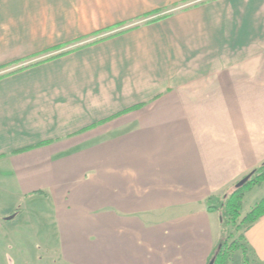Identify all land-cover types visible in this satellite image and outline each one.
Segmentation results:
<instances>
[{"label":"crops","instance_id":"crops-1","mask_svg":"<svg viewBox=\"0 0 264 264\" xmlns=\"http://www.w3.org/2000/svg\"><path fill=\"white\" fill-rule=\"evenodd\" d=\"M263 162L264 0H0V264H208Z\"/></svg>","mask_w":264,"mask_h":264},{"label":"trees","instance_id":"trees-1","mask_svg":"<svg viewBox=\"0 0 264 264\" xmlns=\"http://www.w3.org/2000/svg\"><path fill=\"white\" fill-rule=\"evenodd\" d=\"M55 56L53 55V57ZM263 182L264 162L253 169L249 173L248 179L235 187L223 199L216 196L207 198V207L209 210L217 211L221 226L219 241L208 264L210 262L211 264H260L248 248L245 232L264 216V198L256 201L243 216H241V209L245 193L253 186H258ZM213 199L216 200L215 203H212ZM231 227L239 232L237 236L231 233Z\"/></svg>","mask_w":264,"mask_h":264},{"label":"rangeland","instance_id":"rangeland-1","mask_svg":"<svg viewBox=\"0 0 264 264\" xmlns=\"http://www.w3.org/2000/svg\"><path fill=\"white\" fill-rule=\"evenodd\" d=\"M88 41H91V39L90 40H88ZM248 179V178H247ZM246 179V180H247ZM245 180V181H246ZM258 186H264V182L263 183H261L260 185H258ZM236 187V186H235ZM234 187V188H235ZM254 187H257V186H253L252 188H250L248 191H251ZM247 191V192H248ZM257 190H256V188H254V190H252V192H250L249 194H246V195H244V196H246V197H244V200H243V203H242V209H241V216H243L247 211H249L250 210V208H251V206H252V204H253V202L255 201V198H260L259 197V194H257V192H256ZM227 194H225L223 197H219L218 196V198H224L225 196H226ZM256 199V200H257ZM216 202V200H212V203H215ZM240 220V219H239ZM238 220V221H239ZM231 229V233L234 235V236H237L238 235V233L239 232H237V231H235V229H234V227H231L230 228Z\"/></svg>","mask_w":264,"mask_h":264},{"label":"water","instance_id":"water-1","mask_svg":"<svg viewBox=\"0 0 264 264\" xmlns=\"http://www.w3.org/2000/svg\"><path fill=\"white\" fill-rule=\"evenodd\" d=\"M249 175L245 176L243 179H241L237 184H236V187L239 186L240 184H242L247 178H248ZM211 264V262L209 263Z\"/></svg>","mask_w":264,"mask_h":264},{"label":"built area","instance_id":"built-area-1","mask_svg":"<svg viewBox=\"0 0 264 264\" xmlns=\"http://www.w3.org/2000/svg\"><path fill=\"white\" fill-rule=\"evenodd\" d=\"M102 36H105V35H101L100 37H102ZM91 40H94V39H91Z\"/></svg>","mask_w":264,"mask_h":264}]
</instances>
